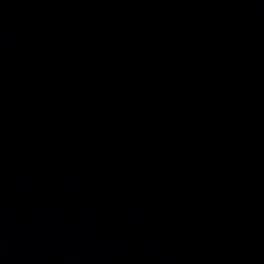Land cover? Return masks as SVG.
<instances>
[{
  "label": "water",
  "instance_id": "water-1",
  "mask_svg": "<svg viewBox=\"0 0 264 264\" xmlns=\"http://www.w3.org/2000/svg\"><path fill=\"white\" fill-rule=\"evenodd\" d=\"M0 264H264V0H0Z\"/></svg>",
  "mask_w": 264,
  "mask_h": 264
}]
</instances>
